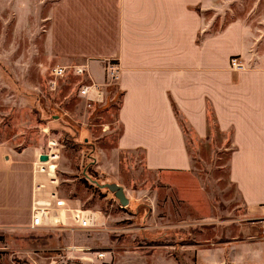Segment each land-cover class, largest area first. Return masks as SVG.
Segmentation results:
<instances>
[{
    "label": "crops",
    "instance_id": "crops-1",
    "mask_svg": "<svg viewBox=\"0 0 264 264\" xmlns=\"http://www.w3.org/2000/svg\"><path fill=\"white\" fill-rule=\"evenodd\" d=\"M2 1L13 5L20 25L39 15L45 50L57 59V67L82 63L88 78L103 84L107 64H120L118 155L141 153L144 170L158 176L186 174L193 169L188 141L206 140L219 131L233 145L229 178L246 218H262L261 25L256 32L249 21L237 19L214 31L216 0ZM231 32L233 39L227 37ZM233 57L240 58L241 69L231 67ZM171 138L172 149L167 145ZM42 155L32 145L0 144V231L21 235L60 228L51 224L31 228L37 202L50 201L53 190L38 172ZM198 260L201 264H264V239L255 234L233 240L217 250L203 251Z\"/></svg>",
    "mask_w": 264,
    "mask_h": 264
},
{
    "label": "rangeland",
    "instance_id": "rangeland-1",
    "mask_svg": "<svg viewBox=\"0 0 264 264\" xmlns=\"http://www.w3.org/2000/svg\"><path fill=\"white\" fill-rule=\"evenodd\" d=\"M214 4V31L237 19L264 30V0ZM18 15L0 0V144L47 152L49 141L59 143L60 197L71 207L100 213L105 225L82 229L64 217L55 224L59 229L46 233L0 231V264H201L203 251L249 235L264 239L263 225L246 218L230 181L229 136L214 131L209 139L189 140L193 169L186 174L144 170L141 153L115 151L119 86H104L100 102L80 97V88L94 82L72 71L53 77L58 62L45 50L39 15L22 25ZM174 143L171 138L167 145L172 149ZM94 181L124 187L129 205L122 207Z\"/></svg>",
    "mask_w": 264,
    "mask_h": 264
},
{
    "label": "built area",
    "instance_id": "built-area-1",
    "mask_svg": "<svg viewBox=\"0 0 264 264\" xmlns=\"http://www.w3.org/2000/svg\"><path fill=\"white\" fill-rule=\"evenodd\" d=\"M230 65L233 69H241L242 64L240 58L233 57L230 60ZM70 71L76 76H87L88 71L85 65H70L65 67H56L52 70V75L55 78H62ZM121 78V66L119 63L110 61L106 66V77L103 84L93 83L92 85H83L80 88L79 96L87 98L89 101L100 102L104 96V86L119 85ZM59 143L49 141L47 152L44 155L48 156L47 162L38 160V172L46 176V180L52 185L53 190L50 192V201L37 202L36 207L32 211L31 228L36 230L45 225H59L62 223V218H68L72 225L82 229H95L105 225L100 213L91 209L82 207H71L64 198H61L58 190V178L55 162L60 160ZM38 186V190L40 187ZM263 216L260 223L264 227V206Z\"/></svg>",
    "mask_w": 264,
    "mask_h": 264
},
{
    "label": "water",
    "instance_id": "water-1",
    "mask_svg": "<svg viewBox=\"0 0 264 264\" xmlns=\"http://www.w3.org/2000/svg\"><path fill=\"white\" fill-rule=\"evenodd\" d=\"M90 141L89 135L84 136V142L88 143ZM41 162H47L48 161V156L47 155H42L40 158ZM96 185H98L101 188L108 189L110 192H112L115 195V198L119 200L121 203L122 207H127L130 203L128 196L126 194V191L124 187L118 184H106V185H99L98 182L94 181Z\"/></svg>",
    "mask_w": 264,
    "mask_h": 264
}]
</instances>
